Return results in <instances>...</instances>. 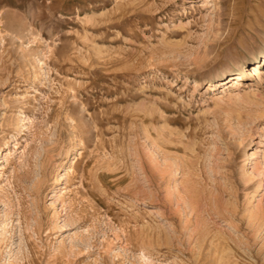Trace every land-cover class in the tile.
Listing matches in <instances>:
<instances>
[{
	"label": "rangeland",
	"instance_id": "obj_1",
	"mask_svg": "<svg viewBox=\"0 0 264 264\" xmlns=\"http://www.w3.org/2000/svg\"><path fill=\"white\" fill-rule=\"evenodd\" d=\"M0 264H264V0H0Z\"/></svg>",
	"mask_w": 264,
	"mask_h": 264
},
{
	"label": "bare ground",
	"instance_id": "obj_2",
	"mask_svg": "<svg viewBox=\"0 0 264 264\" xmlns=\"http://www.w3.org/2000/svg\"><path fill=\"white\" fill-rule=\"evenodd\" d=\"M262 62H263V61H262ZM256 64H257V65H256ZM256 64L252 65L251 70H249V74L252 75V76H257V75L260 73V70L258 69V65H259V63H256ZM242 73H243V71H242ZM239 75H241V74H239ZM239 75H237V77H233L231 80H228V78H227V79H224V80L220 81V83H219V82H218V83H219L220 86H222V87L224 88V87H226V86L228 85V83H229L230 81H234V82H233L234 85H233V84H232V85L235 87L236 85H239V84H240V83L238 82L239 80H237ZM242 75H243V74H242ZM244 75H245V74H244ZM244 75H243V76H244ZM252 154H253V153H252ZM254 155H257V154L254 153ZM251 158H252V157H251ZM256 159H258V156L255 157V160H256ZM3 160H4V161L7 160V158H6L5 155L3 156ZM252 160H253V159H251V161H252ZM253 162H254V161H253ZM251 163H252V162H251ZM251 163H250V164H251ZM253 164H254V163H253ZM253 164H252V165H253Z\"/></svg>",
	"mask_w": 264,
	"mask_h": 264
}]
</instances>
